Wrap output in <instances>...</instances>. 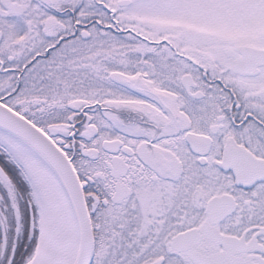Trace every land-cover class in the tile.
<instances>
[{"label": "snow or ice", "instance_id": "snow-or-ice-1", "mask_svg": "<svg viewBox=\"0 0 264 264\" xmlns=\"http://www.w3.org/2000/svg\"><path fill=\"white\" fill-rule=\"evenodd\" d=\"M0 264H264V0H0Z\"/></svg>", "mask_w": 264, "mask_h": 264}]
</instances>
